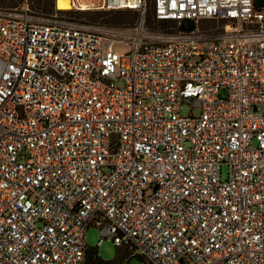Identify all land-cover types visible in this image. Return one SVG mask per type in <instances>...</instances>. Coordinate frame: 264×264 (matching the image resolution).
I'll use <instances>...</instances> for the list:
<instances>
[{
	"label": "built area",
	"instance_id": "built-area-1",
	"mask_svg": "<svg viewBox=\"0 0 264 264\" xmlns=\"http://www.w3.org/2000/svg\"><path fill=\"white\" fill-rule=\"evenodd\" d=\"M151 1L0 6V264H264V3Z\"/></svg>",
	"mask_w": 264,
	"mask_h": 264
},
{
	"label": "rangeland",
	"instance_id": "rangeland-1",
	"mask_svg": "<svg viewBox=\"0 0 264 264\" xmlns=\"http://www.w3.org/2000/svg\"><path fill=\"white\" fill-rule=\"evenodd\" d=\"M28 2L30 8L36 11L45 10L52 2L55 4L54 7L57 8L55 0H17L16 6H21L24 2ZM84 2H88L90 4L95 3L98 4L100 0H84ZM1 5V3H0ZM3 5H10L5 3ZM64 10V9H60ZM68 10H74V8L66 9L65 14L68 16H74L76 18H81L85 20L97 21V22H105V23H125V24H133L138 20V12L136 10H113L107 11L108 14H105V9H87L82 12H69ZM76 10V9H75ZM100 12V13H95ZM146 22L150 28H157L159 26L165 27H174L176 23L174 21L170 22H160L157 21L153 16V8L152 1L149 0L146 14ZM115 49L118 52H126L129 50V45L125 44H117ZM190 111V107L188 105H184L182 107L181 112L183 114L188 113ZM224 172H226L227 167L224 166ZM101 238L100 230L96 226H90L86 231V241L89 246H91L96 255L102 261H113V264H118L119 262H127L128 264H145V259L140 255L129 256L125 254V249L121 246L116 245L111 239H104L98 246V241ZM115 260V261H114ZM90 261V260H89ZM88 261V262H89ZM90 263V262H89Z\"/></svg>",
	"mask_w": 264,
	"mask_h": 264
},
{
	"label": "trees",
	"instance_id": "trees-1",
	"mask_svg": "<svg viewBox=\"0 0 264 264\" xmlns=\"http://www.w3.org/2000/svg\"><path fill=\"white\" fill-rule=\"evenodd\" d=\"M0 3L1 5L0 6H8V5H3L5 3H8L10 4L9 7H14L17 5V0H0ZM54 3L52 2L48 7H46L45 10H42L44 12H52L54 11L56 8L54 7ZM152 8H153V16L156 18L157 21H160V22H170L171 20H165V19H157L156 15H155V8H154V5H153V2H152ZM60 10V9H59ZM87 9H84V10H68L69 12H82V11H85ZM106 11L104 12L105 14H108L109 12L107 11H113V10H107L105 9ZM115 10H122V9H115ZM128 10H135V9H131V8H128ZM65 11L66 10H60V12L62 14H64L66 17H69V18H72V19H76V20H85V19H81V18H76L74 16H68L65 14ZM138 12V10H136ZM95 13H100V12H95ZM139 14V12H138ZM85 21H91V20H85ZM93 22V21H91ZM105 23V22H104ZM135 23V22H134ZM107 24H110V23H107ZM120 24H125V23H112V25H120ZM159 27H165V26H159ZM125 251V254H128L129 255V251L127 249L124 250ZM90 260V261H89ZM90 263H89V262ZM115 261V260H114ZM87 263L88 264H113V261H102L101 259H99L96 255V252L94 251V249L90 246L88 251H87ZM120 263V262H119ZM145 264H149L145 261Z\"/></svg>",
	"mask_w": 264,
	"mask_h": 264
},
{
	"label": "bare ground",
	"instance_id": "bare-ground-1",
	"mask_svg": "<svg viewBox=\"0 0 264 264\" xmlns=\"http://www.w3.org/2000/svg\"><path fill=\"white\" fill-rule=\"evenodd\" d=\"M58 9H70L72 8L71 0H55Z\"/></svg>",
	"mask_w": 264,
	"mask_h": 264
},
{
	"label": "water",
	"instance_id": "water-1",
	"mask_svg": "<svg viewBox=\"0 0 264 264\" xmlns=\"http://www.w3.org/2000/svg\"><path fill=\"white\" fill-rule=\"evenodd\" d=\"M256 2H257L258 4H263V3H264V0H256Z\"/></svg>",
	"mask_w": 264,
	"mask_h": 264
}]
</instances>
